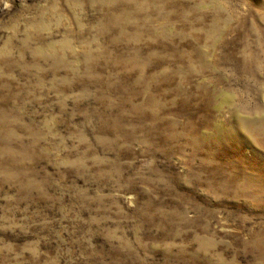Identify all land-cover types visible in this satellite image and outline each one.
<instances>
[{
    "label": "rangeland",
    "instance_id": "obj_1",
    "mask_svg": "<svg viewBox=\"0 0 264 264\" xmlns=\"http://www.w3.org/2000/svg\"><path fill=\"white\" fill-rule=\"evenodd\" d=\"M196 253L264 264V0H0V264Z\"/></svg>",
    "mask_w": 264,
    "mask_h": 264
},
{
    "label": "snow or ice",
    "instance_id": "obj_2",
    "mask_svg": "<svg viewBox=\"0 0 264 264\" xmlns=\"http://www.w3.org/2000/svg\"><path fill=\"white\" fill-rule=\"evenodd\" d=\"M180 0H177V3H179ZM191 257L189 259L188 256L185 257V259H189V264H207L206 258H201L199 253L196 254H189Z\"/></svg>",
    "mask_w": 264,
    "mask_h": 264
}]
</instances>
